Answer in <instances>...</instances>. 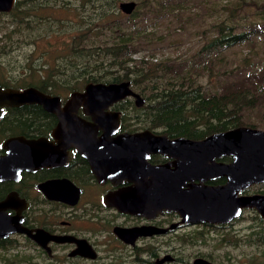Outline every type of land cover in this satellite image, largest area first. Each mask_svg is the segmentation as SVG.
<instances>
[{"label": "trees", "instance_id": "trees-1", "mask_svg": "<svg viewBox=\"0 0 264 264\" xmlns=\"http://www.w3.org/2000/svg\"><path fill=\"white\" fill-rule=\"evenodd\" d=\"M189 2L196 8L192 12H187ZM118 3L14 0L9 12H0L6 19L0 24V54L22 45L27 50L20 64L23 73L12 76L1 72L0 86L33 87L60 95L62 91L81 89L88 82L128 81L130 88L144 98L141 107L125 99V106H131L130 114L138 118L139 129L158 131L168 138L197 140L237 126L253 127L245 122V115L264 98L260 82L263 75L250 68L253 64L246 56L251 54L230 60L223 51L239 43L254 49L251 35L264 29V2L139 0L130 14L121 12ZM250 6L261 20H251L246 29L239 22L249 17L246 13ZM61 10L72 16L59 17ZM156 19L165 21V33L159 41L152 42L154 31L146 32L144 23ZM198 19L210 21L208 28L199 31L203 42L190 59L167 56L152 60L157 50L175 46L176 39L165 43L172 33L171 23L187 29ZM138 50L146 53L135 59L132 55ZM233 72L236 79L231 77ZM203 75L206 82H216L217 88H207L200 80ZM248 210L254 222L245 226L243 234L223 230L222 225L213 226L212 235L198 230L177 236V241L189 245L200 242L204 247L210 244V251L195 256L214 264H264V219L253 209ZM175 255L167 264H189L183 255ZM136 264L153 262L141 260Z\"/></svg>", "mask_w": 264, "mask_h": 264}, {"label": "flooded vegetation", "instance_id": "flooded-vegetation-1", "mask_svg": "<svg viewBox=\"0 0 264 264\" xmlns=\"http://www.w3.org/2000/svg\"><path fill=\"white\" fill-rule=\"evenodd\" d=\"M73 92H83V88L62 91L60 95L42 93L59 97V105L63 107ZM137 94L142 98V101H136L137 104L135 97L125 96L102 109L107 116L104 121L112 122V126L105 129L113 131L112 138L148 130L137 128L138 118L130 114L131 106H125L127 99L135 107H141L144 98ZM108 113H112L115 119L109 118ZM75 114L88 123L94 122L91 115L83 112L82 106H78ZM56 124V114L46 111L39 104L1 108L0 157L6 155L7 145L9 151H15L20 146L7 142L12 138L23 139L26 149L38 155L45 148L54 151L56 156L43 165L34 161L24 163L16 174L13 171L9 177L0 178V264H124L125 261L119 262L118 258L126 259L128 253L131 255L129 259L136 263L143 260L153 264H167L174 260L171 254L172 240L169 238L173 231L195 225H225L179 223L177 215L172 211L162 210L152 217L118 211L110 201L115 200L123 189L140 188L136 168L137 165L141 167L140 160L136 159L138 164L134 163L123 174L121 171L110 170L109 167L115 165V162L104 159L93 161L79 153L74 146L61 145L67 142L65 138L53 136ZM96 130L95 139L102 141L99 137L103 131L98 128ZM172 161V158L160 153H150L146 165H169V169H172ZM215 161L227 163L230 158L222 156ZM95 165L100 168L96 169ZM224 182L223 177L204 181L210 185H221ZM148 183L156 189L157 177L145 176L143 187L147 189ZM195 183H199V180H193L192 184ZM252 185L240 194L253 193L250 192ZM135 196L133 194L130 197ZM174 217L176 221L172 220ZM137 229L144 234L131 239L128 234ZM153 229L165 230L156 233ZM157 237H163V243L158 244ZM78 247L88 254L93 253V257L83 256ZM167 255L171 256L170 260L157 263V260Z\"/></svg>", "mask_w": 264, "mask_h": 264}, {"label": "water", "instance_id": "water-1", "mask_svg": "<svg viewBox=\"0 0 264 264\" xmlns=\"http://www.w3.org/2000/svg\"><path fill=\"white\" fill-rule=\"evenodd\" d=\"M13 3L14 0H0V12H9ZM135 5L134 1L119 2L118 8L121 12L130 14ZM125 96L135 97V102L142 101L132 91L128 81L88 82L83 86V92L71 93L63 107L59 105V97L46 95L33 87H0V115L2 107L39 104L46 111L56 114L57 124L53 136L66 139L67 144L61 145H72L93 161H113L115 165L109 169L121 171V174L132 168L137 163L136 159H139L142 165H137L136 168L140 188L135 187L137 191L134 188L123 189L115 200L110 201L120 212L152 217L164 210L175 213L179 223L227 224L238 217L243 209H253L264 219V193L240 194L246 187L264 182V130L242 125L197 140L168 138L149 130L112 138L113 131L105 130L107 126H112V122L104 121L107 116L102 109ZM78 106H82L85 114L91 115L93 123H88L75 114ZM108 116L114 118L112 113H108ZM97 128L103 131L99 137L102 141L95 139ZM7 142L20 146L15 151H9L7 145L6 155L0 157V178L9 177L13 171L16 174L24 163L34 161L43 165L56 156L54 151L45 148L39 155L27 150L25 141L21 138H12ZM150 153H160L172 158V169H169V165L147 166L146 158ZM222 156L229 157L230 161H215ZM95 168L100 167L95 165ZM154 175L157 177V188L152 185L150 187L149 183L147 189L144 188L145 176ZM216 177H223L225 182L221 185L204 183ZM193 180H199V183L192 184ZM133 194L136 196L130 197ZM156 230L153 229V232L163 233L165 229ZM140 234L144 233L137 229L128 235L133 239ZM78 248L83 256L93 257V253L88 254ZM170 259L171 256L167 255L162 260H157V263ZM189 263L214 264L200 256L194 257Z\"/></svg>", "mask_w": 264, "mask_h": 264}, {"label": "rangeland", "instance_id": "rangeland-1", "mask_svg": "<svg viewBox=\"0 0 264 264\" xmlns=\"http://www.w3.org/2000/svg\"><path fill=\"white\" fill-rule=\"evenodd\" d=\"M125 1H134L135 3H137L139 0H117V2H125ZM219 1H224V0H219ZM253 1L256 2L257 4H261L264 2V0H253ZM250 7L251 9L246 13V15L249 17L246 20H242L239 22L240 26L241 27L246 26V29H247V26L252 24V22H250L251 20H256L255 22H259L261 20L259 18V16L261 17V15L256 13V9L253 6H250ZM186 8H188L187 12H192L194 11V9H196V8H193V5H190V2L186 4ZM58 16L66 18L72 15L69 12H65L61 10V11H58ZM5 21H6L5 17L0 16V24L4 23ZM209 21L210 19H207L206 22H201L200 19L194 20L192 21L193 25H189L187 29H181L180 27L176 26L175 23H171L170 29L172 30V33L170 34L169 38L165 40V43L167 44L169 41L176 39L177 41H175L174 43L175 46L166 47V48L157 50L156 53L153 55L152 60L166 58L167 56L170 58H175V59H184V58L190 59L191 53L203 42V39L199 31L201 29L208 28ZM144 26H145L146 32L154 31V34L151 36L152 42L159 41L161 39V36H163L165 33V28H164L165 21L159 22L158 19H156L155 21L148 20L146 23H144ZM251 39H252L251 41L254 43V49H251L247 45V43H239V44L230 46L225 51H223V53L225 57L229 58L230 60L233 57L240 58V57H243L244 55L251 54V57L246 56V58L249 60L250 64H253L250 66V68L254 69L255 71H259L263 75V78L260 80V82L262 84V91L264 92V29L260 30L259 33L252 34ZM26 50H27V47L25 45H22L20 48H16L5 54H0V73L6 72L8 75H12V76L21 75L23 71L20 68V64L22 63L24 52ZM145 53L146 51L138 50L132 55V57L137 59L138 57H140L141 55ZM230 60L226 61V63L229 62ZM230 67H233V65ZM231 77L236 79L234 72L231 73ZM200 80H203L204 85L209 89L217 88L216 82H212V79L207 82L205 81V75L200 77ZM245 122L250 123L253 126V128L264 130V98L260 103L250 108L249 112L245 115ZM258 190H264V183L252 185L250 192L255 193ZM242 213H241L242 214L241 218L238 221L231 223L232 225L225 224V226H223L224 227L223 230H226V231H228L229 229L233 231L239 230V233H242L245 230L244 229L245 226L249 222L251 223L254 222V221H250V217L252 216L250 210L244 209ZM172 220L176 221L177 218L174 217ZM198 230H200L201 232L207 230L210 235L215 233L214 230H212V227H207L203 225H200V226L195 225L193 227H187V228L182 227L179 230L177 229V231H173V233L169 235V238H171L172 240V243H171L172 257H177V255L175 254L183 255L184 258H186V261L188 263L194 258L195 255L210 251L211 249L210 244L204 247L200 245V242L189 245L186 243H179L177 241V236L184 234V233H189V232L198 231ZM163 241H164L163 237L156 238V242L158 244L160 242L163 243ZM139 244H140V247H143L141 246L142 245L141 243ZM262 248L264 250V245H262ZM129 254L130 253L127 254L128 257L126 259L118 258L119 262L125 261L124 264H135L136 262H133L131 259H129L131 257V255ZM241 260L242 258L239 257L238 261H241ZM18 264H21V263H18ZM222 264H227V263L225 262Z\"/></svg>", "mask_w": 264, "mask_h": 264}]
</instances>
